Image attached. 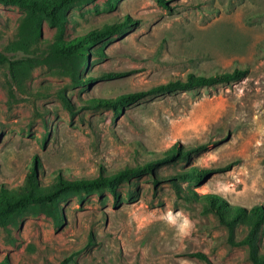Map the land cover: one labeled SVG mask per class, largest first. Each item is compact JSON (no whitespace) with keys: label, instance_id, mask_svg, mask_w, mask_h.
<instances>
[{"label":"rangeland","instance_id":"obj_1","mask_svg":"<svg viewBox=\"0 0 264 264\" xmlns=\"http://www.w3.org/2000/svg\"><path fill=\"white\" fill-rule=\"evenodd\" d=\"M30 14L0 2V54L32 61L20 80L9 63L0 65V190L21 188L34 160L40 185L49 186L58 175L95 178L201 143L207 149L188 162L156 172H210L200 184L179 182L182 194H195L192 202L170 178L150 173L121 183L116 193L84 191L54 208L13 210L0 223V263L253 264L248 223L231 228L205 210L203 197L246 215L264 212V0H74L61 11L63 24L35 14L40 47L24 50L17 28ZM126 17L134 21L130 27L90 47L78 66L89 85L73 86L66 73L71 62L51 61V49ZM236 67L250 74L192 92L149 95L122 109L91 107L94 99L136 94L190 72ZM116 72L127 74L101 77ZM257 247L264 254V225Z\"/></svg>","mask_w":264,"mask_h":264},{"label":"trees","instance_id":"obj_2","mask_svg":"<svg viewBox=\"0 0 264 264\" xmlns=\"http://www.w3.org/2000/svg\"><path fill=\"white\" fill-rule=\"evenodd\" d=\"M74 0H0L4 4H15L19 6H25L29 8L31 14L19 23L17 29L21 40L18 45L21 49L28 50L30 47L38 46L40 37V28L37 23L35 14L41 13L51 18L52 22L63 24L64 16L61 11L64 7L71 4ZM262 14L253 15L249 17V21L258 19ZM134 22L129 17L125 20L116 21L114 23L106 24L104 27L90 30L86 35L69 41L67 46H54L51 50L55 54L51 58V61L56 60L59 56L65 57L71 63V66L67 69V75L71 77L73 86H87L92 81L90 77L81 78L78 73V66L86 61L88 58V52L90 47L100 43L104 40L112 38L116 35L122 34L130 26L129 24ZM5 62L9 63L11 75L17 80H20L23 75L29 71L31 65V59L23 58L15 61L10 60L7 56L0 54V65ZM127 73H102L103 79H118L125 76ZM250 74L249 68L236 67L231 71L222 73H216L211 75L197 74L195 72L188 73L185 77L176 78L170 80L167 83L153 86L146 91L139 93L121 95L109 100H93L91 101V107H97V105H107L113 109H122L125 104L138 102L141 98L155 94H174L179 91H195L200 88L214 87L221 84H230L238 82ZM90 81V82H89ZM62 97V92L59 93ZM67 106L70 105L67 103ZM207 149L206 144L195 145L189 148H174L167 152H164L159 159L151 160L144 164H138L133 166H127L119 169L113 173L106 174L103 171L98 177L95 178H77L73 180L67 179L62 175H58L54 184L49 186H42L38 179V167L37 160H34L29 166V173L26 177L25 184L17 190H0V223L5 221L6 214L11 215V211L22 209L28 206L44 205L48 208H54L60 199H64L72 194H79L82 192L101 191L105 188L112 190L116 193V187L125 181H129L134 178L141 177L145 174H156V178L166 179L170 178L173 184L176 186V191L180 195H184L185 200L192 202L195 199L194 193L182 194L180 188V181L188 180L195 184H200L208 176L210 169L201 167H193L190 169H182L176 171L174 174L164 176L158 175L156 169L161 168L163 164H172L177 162H188V159L196 153ZM193 151V152H191ZM160 161V165H152L153 162ZM38 165V166H37ZM158 167V168H157ZM231 166L225 168L230 170ZM212 196H204L203 201L205 204V210L209 213H213L217 218L226 224H229L234 229L235 225L239 221H246L250 227L248 236L245 241L249 243L251 259L253 264H264V254L259 253L257 247L258 234L264 225V212L251 211L250 215H246L245 211L234 209L231 207H225L220 205L219 200ZM69 260L63 261L61 264H68ZM0 264H8V261H4Z\"/></svg>","mask_w":264,"mask_h":264}]
</instances>
